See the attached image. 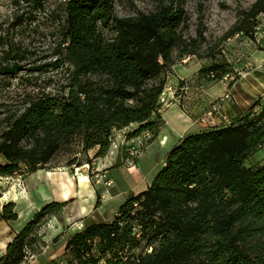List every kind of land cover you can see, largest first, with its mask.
Instances as JSON below:
<instances>
[{
	"label": "trees",
	"instance_id": "16d2710c",
	"mask_svg": "<svg viewBox=\"0 0 264 264\" xmlns=\"http://www.w3.org/2000/svg\"><path fill=\"white\" fill-rule=\"evenodd\" d=\"M18 3L27 6L17 17L21 24L45 10V0ZM259 16L264 19V0H256L226 38H254ZM47 19L58 40L55 60L45 68L66 66L68 83L61 93L29 95L5 118L0 177L45 169L74 143L79 151L68 165L91 163V149L98 147L95 158L105 157L114 131L133 123L139 127L130 135L150 130L152 142L164 124L159 99L168 73L178 59L198 56L200 42L185 37L186 13L177 0L125 17L117 15L115 0H65ZM1 38L6 61H13L2 70L17 73L25 50L8 35ZM231 70L223 59L201 67L199 75L219 81ZM263 145L264 110L182 138L151 185L128 197L113 220L89 221L70 236L67 264H264V163L245 164ZM78 154L86 161L80 163ZM65 203L44 204L16 233L0 264H22L41 247L42 226ZM17 218L14 202L0 203L1 220ZM147 236L154 241L134 255Z\"/></svg>",
	"mask_w": 264,
	"mask_h": 264
},
{
	"label": "crops",
	"instance_id": "0c3cea01",
	"mask_svg": "<svg viewBox=\"0 0 264 264\" xmlns=\"http://www.w3.org/2000/svg\"><path fill=\"white\" fill-rule=\"evenodd\" d=\"M239 39V43L233 40L231 45L234 48L226 54V60L234 75L227 81H207L199 75V70L205 65L197 61H192L188 65L176 63L172 66L168 85L175 88L176 100L163 109L161 115L164 124L157 138L148 143L144 152L133 162H122L119 149H126V146L131 145L133 141L139 140L138 136L141 132L130 135L139 127L137 123L121 129V133L118 131L113 133L118 134L116 139L119 143L113 156L109 155V150V154L105 157L95 158L94 154L98 147L89 151L92 158L91 164L93 167L104 170V175L113 181L112 187L106 188L103 182L94 181V183L88 173L86 175L89 181L82 187L78 175L76 177L75 174L70 173L66 170L69 166H65V171L72 175L76 182L75 188L78 190L76 195L65 196L63 177L51 174L49 177L53 178L57 185L59 182L63 190L61 195L55 193V184L46 175L47 168L29 174L27 185L31 187V193L35 195H28L27 190L21 192V195H15L16 197L3 195L2 204L10 200L16 204L18 218L9 221L0 219V257L5 254L8 244L16 233L22 230L44 204L51 201L66 203L62 210L51 216L49 223L47 222L43 234L45 242L43 250L33 259L24 261L22 264H39L41 261L44 264L55 256L61 255L70 236L81 230L77 225L80 222L85 225L89 221L113 220L119 207L128 197L145 191L151 185L164 165L168 152L182 138L205 129L197 121V117L227 91L232 94L233 99L224 100L222 109L231 120H237L249 113L257 115L264 110V31L256 32L254 38L242 35ZM193 77H197V81L192 80ZM184 90H189L188 95L183 94ZM125 137L127 141L124 143ZM257 154L260 156L259 162L264 163V145L251 157ZM82 170L81 174H84L86 169Z\"/></svg>",
	"mask_w": 264,
	"mask_h": 264
},
{
	"label": "rangeland",
	"instance_id": "374dc122",
	"mask_svg": "<svg viewBox=\"0 0 264 264\" xmlns=\"http://www.w3.org/2000/svg\"><path fill=\"white\" fill-rule=\"evenodd\" d=\"M63 1L65 0H45V10L36 12V20H28L21 24L17 22V17L23 12L25 7L27 8V6H25L24 3H18L19 0H0V131L5 126V118L10 114L20 111V109L24 107L25 101L29 95H33L42 91L61 93V91L65 90L69 78L67 67L45 68L47 63L55 60V56L53 55V47L58 40L57 35L53 34L55 27L54 23L47 19V13H49L50 10L57 7ZM169 1L170 0H115V9L117 15L119 16H135L140 12H152L161 3H169ZM177 1L182 3L186 13V22L183 26V33L185 37L197 38L200 42L198 56L192 55L183 57L182 59H178L177 63L188 65L192 61H197L202 63V65H210L213 62L226 59V54L231 48H234L231 45L233 40H236L237 43L240 42L239 37L244 34L237 33L227 38L226 35L239 23L241 19H243L245 13L251 8L256 0ZM258 20L260 22L256 27L255 34L256 32L264 31V19L259 16ZM104 31L108 36L113 34L111 26L105 28ZM5 35L9 36L8 40L20 44V47L25 50L23 59L19 62L20 69L17 73H5L4 70H2L7 66L8 63H13L12 60L6 61L5 58L6 49L3 46L4 41L1 38ZM39 67L44 68L40 70ZM168 76L166 86H170L168 85ZM196 79L197 77L192 78V80ZM187 91L189 90H184L183 94L188 95ZM117 136L118 134L116 133L114 138ZM78 151L79 146L78 144L74 143L70 147L61 150L53 159V161L47 166L48 170L46 175L48 179L54 182V192L58 195H61L63 191L61 188L62 186L59 182H57V185L56 181L53 180V178H50L49 175L52 174L54 176V174H56V177H60V173H65V166H69L68 161H70L73 158L74 153ZM107 154H109V151ZM126 154L129 156L127 157ZM119 156L121 157L122 162H133L138 158L132 157L128 153L127 148H120ZM78 159L80 163L86 161V157L83 154H78L77 160ZM259 160L260 156L257 154L251 158H248L245 164L256 166L257 164H261ZM5 162V158L0 154V163ZM83 168L86 169L84 172L85 175L88 173L91 181L97 182V178L95 177L96 173L95 171H92L93 164H91L90 170L83 165L77 166L76 164L67 167L66 170L70 171L72 174H75L77 177L79 173L83 172ZM99 170H102L101 173L104 171L103 169ZM29 174L30 173H23V171H19L13 176L0 177V190L2 192V196L0 198L1 204L3 195H6L7 193L8 195H20L23 190H27L28 195H35L34 193H31V187L29 188L27 185L28 178L30 177ZM68 175L74 183L72 189L75 191L76 195V193H78V190L75 188L76 182L72 175L69 173ZM78 177L80 180L79 175ZM51 190H53L52 187ZM42 191L44 190L42 189ZM7 202L9 201H4L3 203ZM48 223H45L40 231V235H42L41 240L43 241L44 245L45 242L43 240V234ZM148 240L154 241L150 236H147L146 239L142 240L139 246L133 250V254H140L144 250ZM155 244L156 241L154 242V245ZM44 245L41 247L39 246L34 252H29L25 261L27 262L29 259L31 260L37 256V254L43 250ZM67 258L68 255L65 254L64 249L61 255L55 256V258L48 260V262L44 264H54L53 261H55L56 264H67ZM39 264H43L42 261L39 262Z\"/></svg>",
	"mask_w": 264,
	"mask_h": 264
},
{
	"label": "built area",
	"instance_id": "2783aa9c",
	"mask_svg": "<svg viewBox=\"0 0 264 264\" xmlns=\"http://www.w3.org/2000/svg\"><path fill=\"white\" fill-rule=\"evenodd\" d=\"M211 76H214L212 74ZM234 77V75L229 72L226 73L222 80L227 81L229 78ZM233 99L232 94L227 91L223 96L215 99L208 108L197 117V121L204 127V128H212L216 126H223V125H230L232 123L231 118L225 114V112L222 109V102L224 100H231ZM176 100V90L172 86H165L163 92L160 95V109L159 111L162 113L163 109L169 105L172 104V102ZM121 133V130H116L114 132ZM123 135V134H122ZM120 137L121 134H119ZM153 134L150 130H143L140 135L138 136L139 140L137 142L133 141L131 145L127 146L128 153L134 157H139L145 150V148L148 146V143H150V140L152 139ZM127 137L124 138V143L127 141ZM119 147V143L116 138H114V134L112 136V142L110 145V156L114 155L115 148ZM83 166H85L87 169L90 170L91 163H85ZM79 168V167H78ZM95 171V177L97 178L98 182H103L106 188L113 186V181L109 177L105 176L104 173H101L102 170H99L95 167H93V170ZM104 197V196H103ZM79 228H84V223L80 222L77 224ZM151 251V248L149 249ZM27 259V256L26 258Z\"/></svg>",
	"mask_w": 264,
	"mask_h": 264
},
{
	"label": "bare ground",
	"instance_id": "6f19581e",
	"mask_svg": "<svg viewBox=\"0 0 264 264\" xmlns=\"http://www.w3.org/2000/svg\"><path fill=\"white\" fill-rule=\"evenodd\" d=\"M65 172V171H64ZM60 175L63 177V187H64V193H65V196L66 195H72V194H75V191H73V189H72V186H74V183H73V181L70 179V177H69V175H68V173L67 172H65V173H60ZM79 176H80V184L82 185V187H84L85 185H86V182L88 181V176L87 175H85V173L84 174H81V173H79L78 174ZM58 181V180H57ZM15 190V189H14ZM23 191H25V190H23ZM78 192V191H77ZM17 193H19V192H17ZM26 193V192H25ZM6 194V193H5ZM77 194V193H76ZM6 195H8V193L6 194ZM14 195V194H13ZM17 195V194H16ZM21 195V194H20ZM24 196V195H23ZM14 197H16L15 195H14ZM18 197V196H17ZM25 197V196H24ZM13 198V197H12ZM23 198V197H22ZM21 199V198H20ZM24 199V198H23ZM22 200V199H21ZM11 201V200H10ZM14 201V200H13ZM20 202V201H19ZM22 205V204H21Z\"/></svg>",
	"mask_w": 264,
	"mask_h": 264
}]
</instances>
